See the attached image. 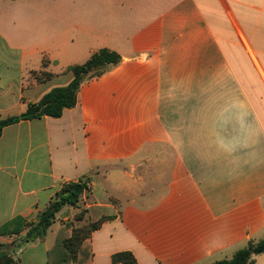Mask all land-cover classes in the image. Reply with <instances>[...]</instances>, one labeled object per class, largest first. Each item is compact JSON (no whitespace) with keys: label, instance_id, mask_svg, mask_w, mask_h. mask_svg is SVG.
Segmentation results:
<instances>
[{"label":"crops","instance_id":"1","mask_svg":"<svg viewBox=\"0 0 264 264\" xmlns=\"http://www.w3.org/2000/svg\"><path fill=\"white\" fill-rule=\"evenodd\" d=\"M100 49L120 60L73 108L0 135V227L25 225L0 236L15 264H48L76 210L24 236L68 182L85 181L88 221L106 218L89 264H211L264 239V0H0V120Z\"/></svg>","mask_w":264,"mask_h":264},{"label":"trees","instance_id":"2","mask_svg":"<svg viewBox=\"0 0 264 264\" xmlns=\"http://www.w3.org/2000/svg\"><path fill=\"white\" fill-rule=\"evenodd\" d=\"M119 60L120 56L115 52L100 49L93 53L85 63L68 67L67 71L72 74L71 81L66 86L51 89L37 103L29 104L26 111L20 116L0 120V135L4 127L22 120L60 117L65 109L73 108L76 105V94L83 82L99 76L108 66L116 64ZM46 77H50V75L46 74ZM85 189V181L62 184L55 199L40 213L38 222L28 227L24 241L43 239L48 229L54 224L58 213L67 207L76 210L73 220L59 228L55 243L47 252L48 264H89L90 254L84 246H86L91 232L96 230L106 218H101L96 222L87 220V210L81 207V198ZM18 223L19 219H14L0 227V236L22 231L25 227L23 224L18 229H12ZM75 223L87 224H84L82 228H77L73 225ZM65 232L69 233L63 238ZM263 252L264 239L250 240L244 248L237 250L230 258L211 264H254L255 257ZM111 261L119 264H137L130 252L116 253L112 256ZM0 264H15L11 252L4 250L1 244Z\"/></svg>","mask_w":264,"mask_h":264},{"label":"clouds","instance_id":"3","mask_svg":"<svg viewBox=\"0 0 264 264\" xmlns=\"http://www.w3.org/2000/svg\"><path fill=\"white\" fill-rule=\"evenodd\" d=\"M217 147L219 150L231 153L237 150V148L239 147V145L237 143L234 142H218Z\"/></svg>","mask_w":264,"mask_h":264},{"label":"rangeland","instance_id":"4","mask_svg":"<svg viewBox=\"0 0 264 264\" xmlns=\"http://www.w3.org/2000/svg\"><path fill=\"white\" fill-rule=\"evenodd\" d=\"M84 224H87V223H75L73 225L76 226L77 228H82V227H84ZM52 229H55V226H53Z\"/></svg>","mask_w":264,"mask_h":264}]
</instances>
